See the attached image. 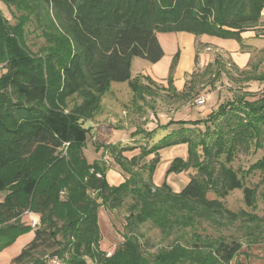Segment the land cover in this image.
Segmentation results:
<instances>
[{
	"label": "trees",
	"instance_id": "obj_1",
	"mask_svg": "<svg viewBox=\"0 0 264 264\" xmlns=\"http://www.w3.org/2000/svg\"><path fill=\"white\" fill-rule=\"evenodd\" d=\"M0 2L27 12L14 25L0 15V63L6 69L0 76V250L31 230L30 225L17 222L23 213L39 216L32 240L10 264L28 260L44 264L33 253L48 242L56 246L50 256L63 264H86L88 259L96 264H247L235 260L241 249L238 241L199 233V227L202 222L223 227L246 216L252 220L245 212L228 211L221 200L240 189L244 204L255 206L256 188L245 187L243 179L253 171L264 172V95L254 101L237 96L202 120L175 122L203 123L205 131L203 136H184L191 132L186 129L171 132L158 146L130 160L121 156L123 150L106 146L126 177L116 187L105 178L109 168L103 155L99 160L90 157L89 162L84 154L89 130L83 124L100 111L101 96L112 82L128 83L131 92L141 94L130 80L131 62L138 58L155 64L162 58L158 33L240 41L241 33L260 26L264 0ZM49 8L53 28L42 31L46 46L40 55H33L24 45V24L30 15ZM38 24L42 27L41 21ZM174 64L175 60L170 71ZM170 144H187L188 154L185 160L175 158L167 171L193 168L200 175L190 178L179 193L166 183L155 188L152 184L159 161L156 150ZM250 149L261 150L263 156L239 177L229 165L237 153ZM93 150L96 154L98 148ZM150 154H155L153 159L140 165ZM144 168L146 177L140 174ZM208 191L217 199H207ZM259 196L264 207V187ZM127 198L128 235L119 246L104 252L99 209L113 211ZM12 220L16 223L6 225ZM144 223L157 228L164 240L173 236L149 258L132 231ZM107 252L111 255L105 258Z\"/></svg>",
	"mask_w": 264,
	"mask_h": 264
},
{
	"label": "rangeland",
	"instance_id": "obj_2",
	"mask_svg": "<svg viewBox=\"0 0 264 264\" xmlns=\"http://www.w3.org/2000/svg\"><path fill=\"white\" fill-rule=\"evenodd\" d=\"M46 11L47 12H45V10H41L38 11L39 14L37 15H30L23 27L24 45L26 49L33 55L41 54L42 48L46 46V40L42 34V31L46 29V32H49L50 28L52 27L49 25V19H52L53 12L51 8L48 10L46 9ZM22 13L27 16L26 11L19 12L13 6H6L0 2V15L6 21H8L9 24L14 25L15 23H18L19 19L17 17ZM38 21H41L42 27L39 26ZM260 23L261 24L258 27L259 29L255 30L254 32L255 37L251 36L252 39H248L245 42L242 41V39L237 41L233 39H220L210 36H207V39L205 40L197 39L198 41L195 44V53H197L196 62L192 68V73L186 77L187 79L185 80L183 92L178 95L172 93L171 88L166 90L168 92V94H166L162 92L163 89L158 86L155 89H149L151 92H147L145 90L148 89L142 87L144 85L137 83L140 79H133L132 81H134V84L137 85L135 86L137 88L136 90L141 91L140 95L139 91L137 94L131 92L128 83L112 82L108 91L101 96V101H106L112 95H118L121 101L126 104L129 103V105L132 102H138L142 99L143 101L148 102V109H144L145 113L146 111L151 112L155 110V103L159 100L174 101L175 98H178V101L174 102L173 105H175V103L186 104L189 106V108H191V111H193V114L191 113L190 118L197 119L199 114L201 115V118H199L200 120L206 118L211 112H214L222 103L234 100L237 96L243 95L246 101H254L264 95V80H259L260 77L264 76V8L261 12ZM205 41L209 42V44H206ZM246 42L247 45H242ZM228 49L231 51L236 50L235 53L239 54L248 53L249 60L244 68L240 69L234 62H232L230 54L232 52H227ZM206 56L208 57V61L205 59L204 64H202V60ZM136 62H139L140 64H148L146 61L136 58L131 68L132 78L136 77L135 73L139 69V65H137ZM5 72V64L0 63V76ZM131 95H133L132 99L129 97ZM144 95L147 97V99H145ZM200 96H205L207 101L203 106L196 107L193 105V101ZM76 101L78 102V100ZM69 104V107L71 108L73 104ZM68 109L69 108H67V110ZM137 112L139 111L137 110ZM136 114H140V112ZM85 122L83 124L84 127H86ZM87 129L89 130L87 150H89V148L99 142L100 137L97 136L96 132L90 133L91 130L89 128ZM91 129H93V127ZM194 130H196L195 136H203L205 126L203 123L196 125ZM147 137L150 138L151 136H145V138ZM159 137L160 138L153 143V146H158L159 141L166 136ZM144 146L148 147V142H142L140 146L141 152L146 149ZM163 150H166L164 157H166L167 153H172L171 157L173 159L171 162L175 158L182 159L183 157L185 159L187 158L188 154L187 144H170L156 150L159 161L152 172V178H154V181L158 183L157 187H161L164 183H166L173 192L179 193L187 186L190 178L199 179L200 175L193 168H189L188 170L181 172H168L167 170L169 169L171 162L168 166H164L165 162L160 163V157L162 154L161 151ZM197 151L201 155L200 147L197 148ZM180 153L181 155H178ZM92 154L93 157H96L94 151H92ZM262 156L263 152L261 150L253 151V149H250L248 152L241 151L235 155L229 166L237 171V174L240 177L241 171L247 172L250 166L260 160ZM86 157L90 159L89 162H91V156L89 153H86ZM153 157L150 158V160L153 159ZM147 159L149 160V158ZM147 159L145 161H148ZM105 161L108 162L107 164L105 163L106 166L110 168L114 166L117 170H119L118 172L122 175V177H125V174L120 170L119 167L113 165L112 161L108 159ZM147 173V168L140 170L142 177H146ZM263 178L264 172L256 170L248 173L243 179V184L245 187L256 188V202L253 208H248L244 204L243 194L240 189H235L221 200L224 208H226L228 211L236 214L239 212H245L250 217H252V220L247 219L246 216L244 220H237L234 223L226 224L223 227H213L207 222H202L199 227V233L207 234L213 237L222 236L226 241H238L241 244V249L235 260L242 263L264 264V207L259 196L264 187L262 184ZM206 198L213 200L217 199V196L212 191H208ZM127 199L122 206L113 211H108L103 207L99 209V227L102 235L101 250L104 252L119 246L123 242L125 235H128L126 228V218L128 215H130L128 209L130 198ZM2 200L3 194L0 195V201ZM38 218V215L26 212L23 213L19 219H17L19 224L21 223L22 225H30L31 230L20 234L12 241L11 245L0 250V264H10L11 261L17 257L21 253L22 249L32 240L33 231L39 227ZM33 220L37 221L35 228L32 227ZM13 223L16 222L12 220L7 222L6 225ZM132 231L133 234H136L140 237V242L142 247L146 248L143 249L145 251V255L148 258L156 251V249L167 246L173 238L172 236L170 239L164 240L160 231L150 223H144L143 225L135 227ZM55 249L56 246L52 244V242H48V245L43 244V246H41L37 252L33 253V258H44L46 256H50V254L54 252ZM104 255L105 258H108L106 257V254ZM30 263L31 260H28L21 264ZM86 264L96 263L88 259Z\"/></svg>",
	"mask_w": 264,
	"mask_h": 264
},
{
	"label": "crops",
	"instance_id": "obj_3",
	"mask_svg": "<svg viewBox=\"0 0 264 264\" xmlns=\"http://www.w3.org/2000/svg\"><path fill=\"white\" fill-rule=\"evenodd\" d=\"M258 29L259 28H256L255 30ZM255 30L241 33L240 37L242 41L245 42L248 39H252L251 36L255 37ZM156 38L163 50L162 58L155 64H150L148 62V64H140L136 62L137 65H139V69L135 73V78L131 76V68L135 61V59H133L130 68V79H140L138 83L144 85L142 87L147 88L148 90H145L147 92H151L149 89H155L158 86L163 89L162 92L166 94H168L166 90L171 88L172 93L178 95L183 92L185 80L187 79L186 77L192 73V68L196 62L197 53H195V44L198 41L197 39L205 40L207 36H195L186 32H176L158 33ZM205 42L209 44V42ZM242 45H247V42ZM228 51L232 52L230 53L232 62H234L238 68H244L249 60L248 53L239 54L235 53L236 50L231 51L229 49L227 52ZM205 59L208 61V57L206 56L203 58L202 64H204ZM174 60L175 64L173 65L172 71H170ZM168 80H171V83H168ZM129 97L132 99L133 95ZM144 97L147 99L145 95ZM177 101L178 98H175L174 101L159 100L155 103V110L151 112L146 111L144 113V109H148V102L142 99L138 102H132L130 105L129 103L126 104L121 101L118 95H112L106 101L102 100L101 109L97 115H95L92 120L85 122V128H89L91 130L90 133L96 132L97 136L100 137L99 142L96 143L94 147L88 148L89 150L98 148V151L96 157H93L92 152H90L92 150L89 151L85 149L84 154L86 155V153H89L93 160H99L103 155L102 158L104 161L108 159L112 161L113 165L118 167L113 160L114 156L105 149L106 146L112 145L116 146L119 150H123L121 156L130 160L132 157L138 156L141 153L140 146L142 142H148L149 146L146 147L147 144L144 146L148 149L160 138L159 136H167L171 134V132L180 129L191 130V132H185L184 136H195V126L189 124L180 125L175 122H195L200 120L199 118H201V115L198 114L199 117L197 119H191L190 115L193 112L191 108L184 103H175V105H173L174 102ZM137 110L140 114H136L139 113ZM168 122H174V124L166 126ZM92 127L93 129H91ZM145 136L151 137L145 138ZM165 151L166 150L161 151L160 163L165 162L164 166H168L173 158L171 157L172 153H167L166 157H164ZM178 155H181V153ZM153 156V154H150L143 161L147 158L150 160ZM185 159L182 157V160ZM143 161L140 165L148 164V161ZM105 163L107 164L108 162L105 161ZM108 168L109 170L106 172L105 178L110 186L116 187L124 182L126 177L123 178L118 172L119 170L114 166ZM152 183L154 187L158 186L154 178H152ZM100 248H102V242L100 243Z\"/></svg>",
	"mask_w": 264,
	"mask_h": 264
},
{
	"label": "built area",
	"instance_id": "obj_4",
	"mask_svg": "<svg viewBox=\"0 0 264 264\" xmlns=\"http://www.w3.org/2000/svg\"><path fill=\"white\" fill-rule=\"evenodd\" d=\"M207 101V98L205 96H200L197 97L194 101H193V105L196 107H201L203 106ZM37 224V221L33 220L32 221V227L35 228ZM110 253H106V257H110ZM44 264H63L62 260L56 256L51 257V256H46L43 258ZM87 261V260H86Z\"/></svg>",
	"mask_w": 264,
	"mask_h": 264
}]
</instances>
